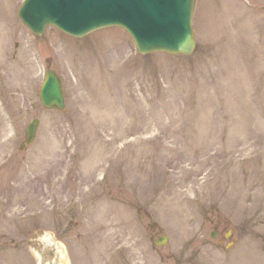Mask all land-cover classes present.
Segmentation results:
<instances>
[{
  "label": "rangeland",
  "instance_id": "obj_1",
  "mask_svg": "<svg viewBox=\"0 0 264 264\" xmlns=\"http://www.w3.org/2000/svg\"><path fill=\"white\" fill-rule=\"evenodd\" d=\"M20 2L0 0V264H264V0H195L189 56L116 26L35 36Z\"/></svg>",
  "mask_w": 264,
  "mask_h": 264
},
{
  "label": "water",
  "instance_id": "obj_2",
  "mask_svg": "<svg viewBox=\"0 0 264 264\" xmlns=\"http://www.w3.org/2000/svg\"><path fill=\"white\" fill-rule=\"evenodd\" d=\"M193 8L194 0H24L18 17L36 35L48 25L77 37L116 25L129 33L140 54L189 55L195 47ZM39 95L46 108L64 109L61 82L54 70L46 72ZM37 125V119L26 125L20 149L33 141Z\"/></svg>",
  "mask_w": 264,
  "mask_h": 264
},
{
  "label": "bare ground",
  "instance_id": "obj_3",
  "mask_svg": "<svg viewBox=\"0 0 264 264\" xmlns=\"http://www.w3.org/2000/svg\"><path fill=\"white\" fill-rule=\"evenodd\" d=\"M92 87L95 88L96 84H95V81H92Z\"/></svg>",
  "mask_w": 264,
  "mask_h": 264
}]
</instances>
